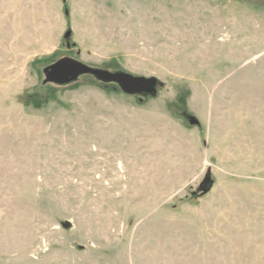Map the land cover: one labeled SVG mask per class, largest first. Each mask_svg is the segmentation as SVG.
<instances>
[{
	"label": "rangeland",
	"instance_id": "rangeland-1",
	"mask_svg": "<svg viewBox=\"0 0 264 264\" xmlns=\"http://www.w3.org/2000/svg\"><path fill=\"white\" fill-rule=\"evenodd\" d=\"M0 264H264V0H0Z\"/></svg>",
	"mask_w": 264,
	"mask_h": 264
},
{
	"label": "water",
	"instance_id": "water-1",
	"mask_svg": "<svg viewBox=\"0 0 264 264\" xmlns=\"http://www.w3.org/2000/svg\"><path fill=\"white\" fill-rule=\"evenodd\" d=\"M92 74L103 82H115L128 94L156 93L157 79L134 77L131 74H111L104 71L92 70L85 65L71 60L64 59L45 69L46 82L63 84L74 80L77 76Z\"/></svg>",
	"mask_w": 264,
	"mask_h": 264
}]
</instances>
